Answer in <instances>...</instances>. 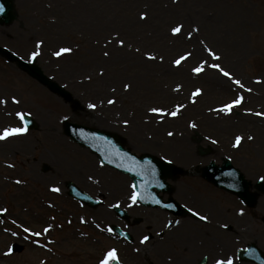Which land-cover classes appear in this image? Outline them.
<instances>
[{
	"label": "rangeland",
	"instance_id": "obj_1",
	"mask_svg": "<svg viewBox=\"0 0 264 264\" xmlns=\"http://www.w3.org/2000/svg\"><path fill=\"white\" fill-rule=\"evenodd\" d=\"M14 5L17 19L9 26L0 25V46L30 61L35 41L43 39L42 56L35 62L67 89L79 106L74 109L73 104L0 57V97L15 95L21 100L20 105L0 106V130L18 123L14 115H6L17 109L31 112L40 126L39 131L0 142V212L8 210L6 227H10L6 234L0 232V264H99L111 248L118 250L121 264H168L149 254L154 246L177 240L166 227L169 218L159 210L149 211L155 213L151 217L143 210L141 216L146 218L133 228L139 234L131 231L133 243L106 235V224L115 223L112 208L120 205L117 193L125 191L123 198H129L130 182L66 139L62 126L67 120L115 133L138 155L153 154L186 169L196 165L199 169L207 160L221 163L229 158L253 185L264 182V117L254 115L264 113V0H14ZM142 13L147 14L146 20L140 19ZM177 24L184 25L178 37L171 34ZM193 28L200 31L192 32ZM188 32H192L191 39ZM119 39L125 41L123 48ZM205 44L221 61L208 57ZM65 45L78 51L59 61L51 56L53 50ZM104 51L109 52L108 57L103 56ZM186 52L192 53L190 59L179 68L173 66ZM149 53L157 59L147 60ZM202 59L220 63L245 87L207 66L205 74L195 76L190 69ZM101 69L103 76L99 75ZM89 75L91 82L86 78ZM126 82L132 84L127 92L123 89ZM177 85L181 86L178 92L173 90ZM196 88H201L203 95L192 103L191 93ZM239 95L244 101L230 115L211 111ZM109 98L117 103L108 105ZM89 103L98 107L92 110ZM181 104L185 107L176 117L161 118L149 111L152 107L172 111ZM193 123L197 127H191ZM169 131L173 136L167 135ZM237 135L244 137L239 148L233 147ZM197 147L209 149L206 159L195 158ZM40 156L49 161L52 173L42 172ZM9 163L14 167L9 168ZM56 163H60L58 170L52 166ZM71 168L75 172L84 168L88 178L95 180L89 188L84 187L104 202L101 208L87 209L63 195L61 180L68 179L66 171L75 176L69 173V180L83 187ZM17 179L24 183L16 184ZM200 183L198 177H181L173 183L177 199L179 195L188 207L197 204L198 210L209 216V223L197 222L198 239L192 246L201 251L218 238L224 255L235 259L237 250L251 242L264 251V195L249 209L237 197ZM52 187L61 192L53 193ZM182 190L188 191L179 194ZM133 213L141 214L138 209ZM183 220L176 226L178 230ZM222 224L228 227L222 228ZM21 225L42 233L37 238L31 236V242L37 240L40 247L26 242ZM46 227L48 233L43 232ZM215 230L217 235L212 233ZM148 233L155 238L142 244L140 237ZM9 248L11 255H5ZM215 249L219 253L210 263L223 257L219 247ZM183 255L178 256L179 264Z\"/></svg>",
	"mask_w": 264,
	"mask_h": 264
},
{
	"label": "snow or ice",
	"instance_id": "obj_2",
	"mask_svg": "<svg viewBox=\"0 0 264 264\" xmlns=\"http://www.w3.org/2000/svg\"><path fill=\"white\" fill-rule=\"evenodd\" d=\"M2 7H0V11H2ZM140 19L141 20H146L147 19V14L146 13H142L140 15ZM184 28L183 24H177L176 26L171 28V34L172 36H179L182 33V30ZM200 29L199 28H193L192 32H199ZM192 32H188L187 33V37L189 39L192 38ZM201 43L203 44L204 42L201 41ZM118 44L121 48H123L125 46V41L123 39H119L118 40ZM45 46V41L43 39H37L35 41L34 44V50L30 53V61L34 62L36 61L39 57L42 56V51L41 49ZM204 49L207 52L208 57L211 58L212 61H221V56L217 54L216 51H214L211 47H208L206 44L204 45ZM78 51V49H74L71 45H65V46H60L57 49L53 50L51 52V56L55 57L58 61L63 59H68L70 58L72 55H74V53ZM136 51H139V49H136ZM103 56L108 57L109 56V52L108 51H104L103 52ZM192 56L191 52H186L182 55H180L177 59H175L172 63L173 66L179 68L183 62L187 61L190 59V57ZM146 59L150 60V61H154L157 59L156 56L152 55V54H146ZM160 61L163 62V56L160 57ZM206 66L208 68L214 69L216 71H218L222 76L227 77L229 80H231L234 84L238 85L240 88H244L245 85L239 80V79H235L232 74L225 70L220 63H209L208 60H204L202 59L201 61L197 62L191 69V73L194 74L195 76H201L203 74H205L206 72ZM99 75L103 76L104 75V71L103 69H101L99 71ZM90 82L92 81V77L89 75L86 77ZM257 83H260L261 81H256ZM132 88V84L131 83H124L123 84V89L127 92ZM181 86L177 85L175 89H173L174 91H180ZM112 91L115 92L116 89L113 87ZM247 91H251V89H247ZM203 95V90L201 88H196L195 91H193L191 93V98H192V103H196V97L202 96ZM244 101V97L242 95H239L237 97H235L234 99H232L230 102L228 103H224L222 106L218 107V108H214L211 109V111H215L217 113H224L225 115H230L232 113V110L234 107H238L240 106ZM107 104L108 105H115L117 103V100L115 98H109L107 99ZM11 103L13 105H20L21 104V100L18 99L15 95L11 96L10 98H3L0 97V106H4L7 107V105ZM104 103V101L100 102V105H102ZM88 108L95 110L98 107L97 103H89ZM185 107L184 105H177L176 108L172 111H166L164 108L161 107H152L149 109L150 112H152L153 114H156L157 116L163 118L164 116H172V117H176L178 115V113L182 110V108ZM6 115L8 116H12L14 115L18 121V123L13 126V125H8V126H4L2 128V130H0V142H7L10 141L11 139L14 138H19V137H24L27 135L29 128H28V120L27 117L31 115V112H26L22 109H17L14 113L12 112H6ZM254 115L259 116V117H264V113L261 112H256L254 113ZM125 125L127 126L128 121L125 120L124 121ZM191 127L195 128L197 127V125L195 123L190 125ZM167 135L169 137L173 136V133L171 131H169L167 133ZM249 140L253 139V137L249 136L248 137ZM244 140L243 136L237 135L235 137V142L233 144V147L235 148H239L242 144V141ZM214 143L216 141H213ZM171 161H169L170 163ZM9 168L14 167L13 164L9 163L7 165ZM16 184H22L24 183V181L17 179L15 181ZM132 187V193L129 197V199L131 200L132 204H137L139 201H141L144 197L142 194H140L137 191V186L135 184L131 185ZM50 191H52L53 193H60L61 189L59 187H52L50 189ZM157 204L160 203L159 200L156 201ZM51 206V205H50ZM118 207V205H116ZM165 207H172V205H164ZM7 209H3V212H7ZM188 211L190 213H192V215L194 217H196L198 220L205 222V224L209 223V216L202 214L199 210H193V208L189 207ZM241 215H243V211L240 212ZM82 223H84L85 221H81ZM13 224L16 223L15 220L12 221ZM179 221H175L176 225H179ZM173 226L172 222H169L166 227L171 228ZM22 227V230L24 233H29L32 236H36L39 237L42 235L41 232H36V231H32L30 230L28 227H23L22 225L20 226ZM97 227L99 228V225L97 224ZM222 228H227L228 225L227 224H222L221 225ZM108 232H112L113 229L111 227H109ZM5 231L7 232L8 229H5ZM50 231V228H44L43 232L44 233H48ZM13 236H16L17 233L16 232H12L11 233ZM27 238V237H25ZM150 237L145 235L142 240L141 243L142 244H146L149 241ZM138 251V249H137ZM12 253V249L9 248L8 251L5 253V255H11ZM205 260H207V258H204ZM99 264H120V258H119V254H118V250L116 248H111L109 250H107L103 256V258L99 261ZM215 264H235V261L233 259L232 256H228V255H224L221 258H216L215 259Z\"/></svg>",
	"mask_w": 264,
	"mask_h": 264
},
{
	"label": "water",
	"instance_id": "obj_3",
	"mask_svg": "<svg viewBox=\"0 0 264 264\" xmlns=\"http://www.w3.org/2000/svg\"><path fill=\"white\" fill-rule=\"evenodd\" d=\"M0 7H2L3 9L2 11H0V20L5 21L6 23L11 22L14 18L12 15L11 0H0ZM25 66L30 71V74H32L34 77H37L39 80H41V82H44L45 84L49 85L56 92L62 93L59 87L53 84L51 85V83L48 84L49 81L46 79L45 76L42 75V73L37 68L29 67L28 65ZM66 131L68 134H74V136L79 142L87 146H90L94 151L100 152L104 159L111 160L115 164L113 165L114 167H116L117 165L120 167L123 166V168L124 167L132 168L134 164L142 163L141 161H143L142 167L144 169V172L146 173L144 174L143 177L142 176L143 172L139 171L140 178L138 180V183H139V188L144 193L148 192L147 195H149L148 196L149 199L145 197L142 200L147 205L155 206V203L151 201L153 196L152 193L153 186H158V188H162L163 185L165 184V180L170 176H173V174H175V169L173 168V166L163 164L162 162H160L159 160L153 157H144L142 159H136L135 156L129 155V153L123 151L121 145L110 134L103 132H96L90 130L89 128L81 127L76 124H67ZM107 144L112 145L115 148V150H117L120 154H123L124 161H121L120 157L113 155L110 149L106 147ZM127 156L133 158V163L131 159L126 158ZM229 169H232L230 163H225L223 168L220 169L208 167L204 175L210 180L215 181L220 186L229 188L231 190L239 191L241 187L243 191H245L244 198L248 202H253V197L250 196L248 193H246L250 184L247 183L242 176L236 174L234 175L233 180H231L230 182L228 181V179H224L220 176L223 172H226ZM165 187H167V185ZM262 191H263V186H262Z\"/></svg>",
	"mask_w": 264,
	"mask_h": 264
},
{
	"label": "flooded vegetation",
	"instance_id": "obj_4",
	"mask_svg": "<svg viewBox=\"0 0 264 264\" xmlns=\"http://www.w3.org/2000/svg\"><path fill=\"white\" fill-rule=\"evenodd\" d=\"M80 179L83 184H89L91 183V179L88 178V175L82 174L80 175ZM192 207L194 209L198 208V205L193 203ZM190 240V239H189ZM184 246L181 245V249L183 250L184 254H189L191 256H196L197 254H202L203 252H206L209 256H214L215 251L213 248H205L200 251L195 249L192 245L194 243H183ZM187 245V247H186ZM179 242L173 241V242H166V243H160L153 249V255L157 258L162 259L165 263L168 264H179L178 256L180 255L179 252ZM203 258V257H202ZM207 262H209V258L207 257Z\"/></svg>",
	"mask_w": 264,
	"mask_h": 264
}]
</instances>
